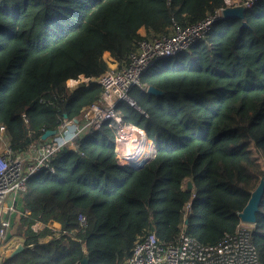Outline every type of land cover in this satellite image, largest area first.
<instances>
[{"label": "trees", "instance_id": "obj_1", "mask_svg": "<svg viewBox=\"0 0 264 264\" xmlns=\"http://www.w3.org/2000/svg\"><path fill=\"white\" fill-rule=\"evenodd\" d=\"M226 6L227 0H0V124L11 149L39 141L65 118H81L103 86L68 81L102 74L106 52L127 63L144 38L141 28L168 33L175 22L188 26ZM244 15L217 19L207 38L144 71L143 84L162 94L135 85L129 94L136 104L117 101L123 121L154 138V152L139 166L119 162L115 121L107 119L78 139L77 149L64 148L54 172L29 178L10 234L23 248L0 251V264H122L149 228L170 241L185 221L187 233L206 244L237 230L264 176V0L245 6ZM259 205L250 241L264 264V195ZM80 213L87 215L83 225ZM54 220L59 233L49 226ZM32 221L42 226L31 228Z\"/></svg>", "mask_w": 264, "mask_h": 264}, {"label": "built area", "instance_id": "obj_2", "mask_svg": "<svg viewBox=\"0 0 264 264\" xmlns=\"http://www.w3.org/2000/svg\"><path fill=\"white\" fill-rule=\"evenodd\" d=\"M253 1L243 0L241 4L245 8ZM231 5L233 4L227 0V6ZM226 7H221L188 26L175 22L168 33L143 35L144 38L137 41L135 50L129 54L130 59L127 63L118 66L106 60L107 67L99 76L80 77L83 79L82 82L99 81L103 86L100 97L84 107L83 116L77 121L68 118L61 120L55 133L47 138L41 137L39 141L32 142L25 149L14 151L9 145L6 125L0 124V143L4 145L0 155V239L11 233L15 206L25 191L29 178L42 169L54 172L55 166L52 162L59 157L60 152L64 148L77 149L78 139L93 134L107 119L115 121L110 123V126L116 134L115 152L119 162L133 165L137 163L139 166L141 159L150 152L152 139L133 127V123L126 124L123 121L115 106L117 101L124 100L132 105L136 104L129 90L135 85L143 86L147 90L148 86L142 82V73L158 60L187 51L197 40L207 38L211 25L217 19L224 18L223 11ZM137 138L138 149L134 154L119 149L120 143H126L127 139L135 141ZM191 210L190 201L184 205L183 220L187 219ZM86 221L87 215L80 213V225ZM54 224L55 222L51 221L49 226L59 233L61 229H55ZM34 225L42 226V223L32 221L30 227L34 228ZM181 225L183 228L175 239L170 241L161 239L155 229L149 228L137 237L131 255L122 264H263L254 243L250 241L253 222L241 219L236 231L224 234L213 244L201 243L188 234L184 226L185 221H182ZM51 238L53 235H48L40 239V242ZM18 243L12 245L13 250L18 247Z\"/></svg>", "mask_w": 264, "mask_h": 264}, {"label": "water", "instance_id": "obj_3", "mask_svg": "<svg viewBox=\"0 0 264 264\" xmlns=\"http://www.w3.org/2000/svg\"><path fill=\"white\" fill-rule=\"evenodd\" d=\"M244 6H227L224 11H223V16L224 18L229 17V16H239L244 18ZM246 23V22H245ZM244 23V25H245ZM147 92L149 93H154V94H162V90L156 88L155 86H148ZM78 119V118H77ZM76 119V121H77ZM55 133V130H46L42 137L47 138L49 135H52ZM188 187H192V182L189 180L188 181ZM264 195V176L261 178L259 181L257 187L253 190L249 200L245 204L246 206L244 207L243 211L240 212V217L242 220L247 221V222H256L257 220V212L260 209V202L261 199ZM187 221V219H186ZM23 248V245L20 244L18 247L15 248V250L12 251L11 254H15L19 252ZM82 264H86V260L82 261Z\"/></svg>", "mask_w": 264, "mask_h": 264}, {"label": "rangeland", "instance_id": "obj_4", "mask_svg": "<svg viewBox=\"0 0 264 264\" xmlns=\"http://www.w3.org/2000/svg\"><path fill=\"white\" fill-rule=\"evenodd\" d=\"M241 1H243V0H229V3H231V4H233V5H231V6H242V4H241ZM245 1V0H244ZM145 36H149V35H145ZM82 78H77L76 80H74V82H71V87H74V86H76L77 84H80L81 82H82ZM141 131L144 133V135L146 136L147 135V132L142 128L141 129ZM138 132V131H137ZM139 132H140V130H139ZM140 134V133H139ZM151 143H152V147H151V149H150V152L148 153V154H151L152 152H154L153 150H154V148H155V143H154V138L151 140ZM3 148H4V145L3 144H1L0 143V155L2 154V150H3ZM255 152H256V154H258L260 151L257 149V148H255ZM144 154H146V153H144ZM147 154V155H148ZM260 154V153H259ZM146 155V156H147ZM145 156V157H146ZM148 156H150V155H148ZM143 157V156H142ZM137 164V163H136ZM15 227L16 226H12L11 228H10V230H13L12 232H14L15 230ZM11 232V233H12ZM10 233V234H11ZM8 237V241H6L5 243H4V245H2L1 246V253L2 254H7V255H9V254H11L12 253V244H14V243H16V240L18 239V237H16V236H12V235H10V236H7Z\"/></svg>", "mask_w": 264, "mask_h": 264}, {"label": "crops", "instance_id": "obj_5", "mask_svg": "<svg viewBox=\"0 0 264 264\" xmlns=\"http://www.w3.org/2000/svg\"><path fill=\"white\" fill-rule=\"evenodd\" d=\"M140 32H141V34L142 35H148L147 34V31H146V29L145 28H141L140 29ZM106 60H108L112 65H114V64H116V65H118V66H122L123 64H121V63H119V61H117V59H115V57H112L111 56V54L109 53V52H106L105 54H104V56H103ZM74 80L75 79H70L69 81H68V84L70 85L71 84V82H74ZM71 86V85H70ZM54 222H55V224H54V226H55V229H58L59 230V228L61 227V224L58 222V221H55L54 220ZM50 223V222H49ZM37 227H40V226H38V225H34V228L36 229ZM54 230V229H53ZM56 233V232H55ZM50 236V235H49ZM19 242V239H17L16 240V243H18ZM15 244V243H14ZM19 244V243H18ZM13 245V244H12ZM12 248V247H11ZM13 249V248H12ZM15 250V249H14ZM13 251V250H12ZM7 255V254H6Z\"/></svg>", "mask_w": 264, "mask_h": 264}, {"label": "bare ground", "instance_id": "obj_6", "mask_svg": "<svg viewBox=\"0 0 264 264\" xmlns=\"http://www.w3.org/2000/svg\"><path fill=\"white\" fill-rule=\"evenodd\" d=\"M133 127H135L137 130H141V128L137 125H133ZM136 140H139V138L135 139V141H131L130 139H127L126 143H120L119 145V149H121L122 151H127L131 154H134L136 151H137V141ZM127 144V145H126ZM126 145V146H125ZM133 148H135L134 150H132Z\"/></svg>", "mask_w": 264, "mask_h": 264}]
</instances>
